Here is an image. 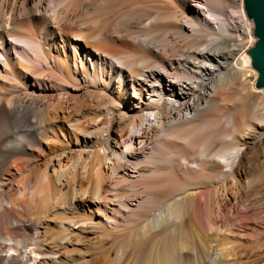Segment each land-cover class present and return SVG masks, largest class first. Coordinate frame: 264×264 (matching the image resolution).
<instances>
[{
  "label": "bare ground",
  "instance_id": "6f19581e",
  "mask_svg": "<svg viewBox=\"0 0 264 264\" xmlns=\"http://www.w3.org/2000/svg\"><path fill=\"white\" fill-rule=\"evenodd\" d=\"M231 1L249 42L219 74L224 35L194 47L216 24L230 31L208 23L223 0H0V264H235L208 253L227 225L201 233L205 192L183 184L205 173L228 200L244 156L201 121L219 81L250 67L254 23ZM250 71L240 92L262 93L264 111ZM229 117L227 139L241 128L239 110ZM22 243L26 261L9 253Z\"/></svg>",
  "mask_w": 264,
  "mask_h": 264
},
{
  "label": "rangeland",
  "instance_id": "374dc122",
  "mask_svg": "<svg viewBox=\"0 0 264 264\" xmlns=\"http://www.w3.org/2000/svg\"><path fill=\"white\" fill-rule=\"evenodd\" d=\"M223 1L226 2V8L224 9L225 11L222 15H225L222 16L219 14V16L217 15L216 17L208 16V18H210L208 23L211 24L223 18H228L229 21H231L230 31L225 32L221 29L220 25L216 24L215 29L211 28V31L200 34L199 39L202 42L194 48L197 51H199V49L202 50L209 43L216 40L214 38L215 36L224 35L219 38V40L225 38L227 39V44L224 43L225 45L222 44L217 46H220L223 51L226 49L224 55L219 58L220 65L222 64V68L220 69L222 70L218 71V73L220 72L225 74L227 71L229 72L232 67L225 68L224 61L226 59L228 61H233L234 58L237 59V57L241 54L243 48L242 46L248 44L249 38L245 39L244 37L243 39L242 37V28L244 25L242 24L243 19L240 17L239 7L235 6L231 0ZM170 5L173 9H183L178 3H170ZM246 17L249 21L253 22L247 14ZM183 23H185V21H183ZM152 29L155 30L156 27ZM252 36L254 37L253 32ZM130 52H139L145 56L149 55L142 48L133 49ZM199 58V60L206 61L200 55ZM215 62L219 63L218 61ZM246 67L247 69H244L245 74L234 73L232 79L226 85L223 86L222 80L221 82L219 81L221 89H219L216 97V105L209 108L207 107L205 109L206 111H203L201 115L202 122L210 120L213 121V124H218L219 134L217 139V148H221V146L229 144L233 148H237L238 146V148L240 147L244 150L242 163L240 167L237 168V181L232 186L231 196H229L230 198L227 200L224 197V191H222L223 188H220L216 182H213L215 179H212L211 181V178L205 173L187 174V179L184 180L185 183L183 181V184L185 186L187 184V186H183V188L185 187L187 189L197 186L200 191L205 192L202 197V205L198 206L195 200L191 201L189 205L190 213L194 212L198 206L196 209L197 215L195 214L196 216H194V224H199L196 226L199 230H201V233L205 234L208 232L210 227L214 226V224L227 225L225 226V231L223 233H217L213 230L212 233L210 232L211 234H208L210 235L209 239H219V241L216 240L213 243L214 250L212 249L213 251L210 250L208 252L212 257L218 255V253H226L227 255L231 254L229 256H231L230 258L234 260L233 262L235 264H264V111L262 110V106L256 107V105H258L262 100V93L258 94L251 85L246 86V89L241 90L240 92V82L252 75L250 71L251 68L255 70L251 65L250 67ZM242 94H247V98L243 104H240L243 101V98L242 100L240 99ZM238 110L240 114L239 120L241 128L236 134H233L232 136L229 135L228 139L224 136L222 137L221 132L232 129V124L227 122V120L230 119L229 116ZM38 112L39 110L36 109V113ZM220 139H222V142H220ZM28 160L32 161L33 158L28 157ZM195 182L197 185H194ZM171 198L172 195H169L157 202L155 204V210L159 209L161 204V207L167 204ZM220 205H222V209L225 210L222 213L223 215L217 211ZM157 238L158 237H154L150 240V247L154 246L153 242ZM219 242L221 245H219ZM18 249L21 252H15L12 250L9 252L10 255L18 256L20 260L26 261L30 252L25 247V244H18Z\"/></svg>",
  "mask_w": 264,
  "mask_h": 264
},
{
  "label": "water",
  "instance_id": "95a60500",
  "mask_svg": "<svg viewBox=\"0 0 264 264\" xmlns=\"http://www.w3.org/2000/svg\"><path fill=\"white\" fill-rule=\"evenodd\" d=\"M244 10L254 23L255 42L247 49L250 65L257 71L256 88H264V0H243Z\"/></svg>",
  "mask_w": 264,
  "mask_h": 264
}]
</instances>
